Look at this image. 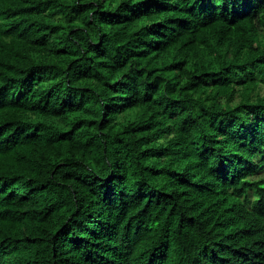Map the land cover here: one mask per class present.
Segmentation results:
<instances>
[{
  "label": "trees",
  "instance_id": "trees-1",
  "mask_svg": "<svg viewBox=\"0 0 264 264\" xmlns=\"http://www.w3.org/2000/svg\"><path fill=\"white\" fill-rule=\"evenodd\" d=\"M0 264H264V0H0Z\"/></svg>",
  "mask_w": 264,
  "mask_h": 264
}]
</instances>
